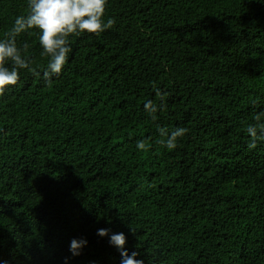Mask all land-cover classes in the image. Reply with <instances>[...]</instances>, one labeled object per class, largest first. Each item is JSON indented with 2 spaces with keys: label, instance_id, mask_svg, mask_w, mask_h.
Instances as JSON below:
<instances>
[{
  "label": "trees",
  "instance_id": "16d2710c",
  "mask_svg": "<svg viewBox=\"0 0 264 264\" xmlns=\"http://www.w3.org/2000/svg\"><path fill=\"white\" fill-rule=\"evenodd\" d=\"M26 2L0 0V37ZM106 15L61 74L25 71L0 96V261L119 264L106 227L145 264H264V138L247 132L264 123V0H108ZM18 42L42 73L36 30ZM177 127L166 149L158 128Z\"/></svg>",
  "mask_w": 264,
  "mask_h": 264
},
{
  "label": "clouds",
  "instance_id": "9594fccd",
  "mask_svg": "<svg viewBox=\"0 0 264 264\" xmlns=\"http://www.w3.org/2000/svg\"><path fill=\"white\" fill-rule=\"evenodd\" d=\"M108 0H27L26 11L15 16L11 28L0 37V96L10 91V86H16L22 78V73L27 71L34 76L41 74L45 79L61 74L69 62L73 49L72 37L82 33L101 34L111 29L116 23L115 19L106 15ZM36 30L40 55L47 58V67L41 73L33 67V57L26 54L29 49L27 43L20 44L18 37ZM157 95L163 94L157 90ZM144 110L150 113L156 120V113L160 106L148 100L144 103ZM258 121L260 117L256 118ZM161 136L165 137L160 143L170 150L178 147V140L182 138L188 129L177 127L167 131L158 128ZM247 132L253 138L249 147L254 148L255 140L264 138V123L250 125ZM137 150H146V143L140 139L136 143ZM135 235L132 229L129 230ZM96 234L99 237H107L108 243L119 254V264H145L138 251H129L127 248L128 234L123 231L114 232L110 228H98ZM88 240L83 237L73 238L69 242L71 257L80 256L87 247ZM70 257L64 258V264H69ZM7 264V261H0Z\"/></svg>",
  "mask_w": 264,
  "mask_h": 264
}]
</instances>
